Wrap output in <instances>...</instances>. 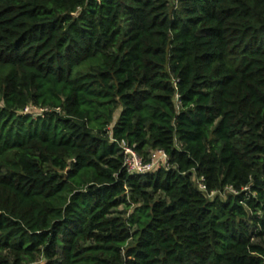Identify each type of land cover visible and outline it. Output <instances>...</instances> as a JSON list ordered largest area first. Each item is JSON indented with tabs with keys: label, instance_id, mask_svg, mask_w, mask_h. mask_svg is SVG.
Returning <instances> with one entry per match:
<instances>
[{
	"label": "trees",
	"instance_id": "16d2710c",
	"mask_svg": "<svg viewBox=\"0 0 264 264\" xmlns=\"http://www.w3.org/2000/svg\"><path fill=\"white\" fill-rule=\"evenodd\" d=\"M0 264H264V0H0Z\"/></svg>",
	"mask_w": 264,
	"mask_h": 264
},
{
	"label": "built area",
	"instance_id": "2783aa9c",
	"mask_svg": "<svg viewBox=\"0 0 264 264\" xmlns=\"http://www.w3.org/2000/svg\"><path fill=\"white\" fill-rule=\"evenodd\" d=\"M177 107H180L179 95L175 96ZM30 108H26L28 112ZM122 154L124 157L123 167L127 174L130 175H145L154 173L160 168H168L169 157L163 150L151 151L148 159H144L138 154L132 147L126 145L124 142L121 143ZM203 190L205 187L200 186Z\"/></svg>",
	"mask_w": 264,
	"mask_h": 264
}]
</instances>
